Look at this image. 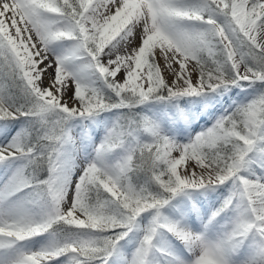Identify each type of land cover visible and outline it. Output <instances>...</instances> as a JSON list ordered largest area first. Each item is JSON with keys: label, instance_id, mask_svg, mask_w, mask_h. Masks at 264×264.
<instances>
[{"label": "snow or ice", "instance_id": "1", "mask_svg": "<svg viewBox=\"0 0 264 264\" xmlns=\"http://www.w3.org/2000/svg\"><path fill=\"white\" fill-rule=\"evenodd\" d=\"M0 264H264V0H0Z\"/></svg>", "mask_w": 264, "mask_h": 264}]
</instances>
